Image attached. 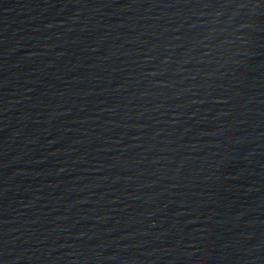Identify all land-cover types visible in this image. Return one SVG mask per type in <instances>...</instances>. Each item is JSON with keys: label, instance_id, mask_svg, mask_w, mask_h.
<instances>
[{"label": "water", "instance_id": "water-1", "mask_svg": "<svg viewBox=\"0 0 264 264\" xmlns=\"http://www.w3.org/2000/svg\"><path fill=\"white\" fill-rule=\"evenodd\" d=\"M0 264H264V0H0Z\"/></svg>", "mask_w": 264, "mask_h": 264}]
</instances>
